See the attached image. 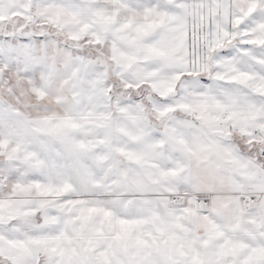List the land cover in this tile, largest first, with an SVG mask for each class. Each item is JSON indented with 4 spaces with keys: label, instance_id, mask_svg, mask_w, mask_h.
<instances>
[{
    "label": "snow or ice",
    "instance_id": "obj_1",
    "mask_svg": "<svg viewBox=\"0 0 264 264\" xmlns=\"http://www.w3.org/2000/svg\"><path fill=\"white\" fill-rule=\"evenodd\" d=\"M0 264H264V0H0Z\"/></svg>",
    "mask_w": 264,
    "mask_h": 264
}]
</instances>
